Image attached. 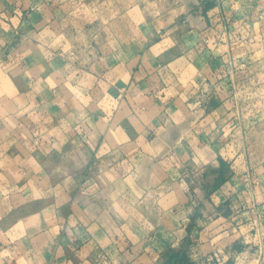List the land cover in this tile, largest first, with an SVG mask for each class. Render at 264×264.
<instances>
[{
    "label": "crops",
    "instance_id": "1",
    "mask_svg": "<svg viewBox=\"0 0 264 264\" xmlns=\"http://www.w3.org/2000/svg\"><path fill=\"white\" fill-rule=\"evenodd\" d=\"M255 2L0 0V264H264Z\"/></svg>",
    "mask_w": 264,
    "mask_h": 264
},
{
    "label": "rangeland",
    "instance_id": "2",
    "mask_svg": "<svg viewBox=\"0 0 264 264\" xmlns=\"http://www.w3.org/2000/svg\"><path fill=\"white\" fill-rule=\"evenodd\" d=\"M256 5L257 12H253L250 14L257 16L256 18H260L259 16L261 15V21L255 25L254 29L251 25L244 23L245 21L248 23L246 17L242 22H237H239L240 25L238 31L244 28V39L239 46L241 48V51H246V60H252L253 57H255L254 60L257 61L258 66L261 67V72L255 76H252V74L254 73L253 69H251V71L247 70V83H245V86L242 88L243 94L247 96V99H256V103L260 104L257 106V108H260V118L264 126V0H256L255 6ZM251 29L253 30L252 32L250 31ZM228 30V27L222 28L223 32H227ZM254 51H256V53L254 55H251ZM245 103L246 108L249 109L247 101ZM251 259H253V257ZM196 262L197 264H207L205 258H201L199 260L196 259ZM184 264L191 263L184 259Z\"/></svg>",
    "mask_w": 264,
    "mask_h": 264
},
{
    "label": "built area",
    "instance_id": "3",
    "mask_svg": "<svg viewBox=\"0 0 264 264\" xmlns=\"http://www.w3.org/2000/svg\"><path fill=\"white\" fill-rule=\"evenodd\" d=\"M261 216L264 217V211H261ZM252 250V249H251ZM211 259H214L215 264H250V261H248L247 256L239 255L234 260H232L231 263H228L227 261L222 260L219 258L215 253L211 254Z\"/></svg>",
    "mask_w": 264,
    "mask_h": 264
},
{
    "label": "bare ground",
    "instance_id": "4",
    "mask_svg": "<svg viewBox=\"0 0 264 264\" xmlns=\"http://www.w3.org/2000/svg\"><path fill=\"white\" fill-rule=\"evenodd\" d=\"M194 2V1H193ZM148 167V166H147ZM150 168V167H149Z\"/></svg>",
    "mask_w": 264,
    "mask_h": 264
}]
</instances>
